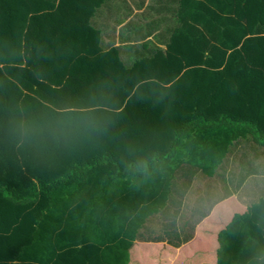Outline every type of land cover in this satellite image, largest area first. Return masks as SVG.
<instances>
[{"label": "trees", "instance_id": "trees-1", "mask_svg": "<svg viewBox=\"0 0 264 264\" xmlns=\"http://www.w3.org/2000/svg\"><path fill=\"white\" fill-rule=\"evenodd\" d=\"M105 1L0 0V264H129L140 224L109 233L99 212V231H74L55 195L152 184L192 128L264 147V0H177L165 50L130 66L91 26ZM224 205L172 264H264V199Z\"/></svg>", "mask_w": 264, "mask_h": 264}, {"label": "crops", "instance_id": "crops-1", "mask_svg": "<svg viewBox=\"0 0 264 264\" xmlns=\"http://www.w3.org/2000/svg\"><path fill=\"white\" fill-rule=\"evenodd\" d=\"M105 7L106 18L100 14ZM119 8L127 9L121 21L115 20ZM177 10V0H106L91 26L100 33L101 48L118 49L130 66L153 48L165 50ZM155 23L156 29L146 31ZM144 44L147 49L141 48ZM169 152L167 159L157 160L152 184L128 179L89 181L93 187L79 185L58 192L57 207L51 212H79L74 231L80 222L85 231H99V212H104V231L109 233L140 224L129 264H172L178 250L219 206L218 212H227L224 204L230 199L244 208L264 199V147L243 130L192 128ZM247 171L252 173L244 178L241 173ZM147 200L153 203L147 206Z\"/></svg>", "mask_w": 264, "mask_h": 264}, {"label": "rangeland", "instance_id": "rangeland-1", "mask_svg": "<svg viewBox=\"0 0 264 264\" xmlns=\"http://www.w3.org/2000/svg\"><path fill=\"white\" fill-rule=\"evenodd\" d=\"M148 11H151V10H148ZM126 13H127V9H121V8H119V13L116 15V18H115V20H117V21H121L123 18H124V16L126 15ZM100 14L103 16V17H105L106 18V14H107V7H105L104 9H102V11H100ZM171 21H172V29L173 28H176V27H178V21H177V19H176V17H171ZM154 29H156V23L154 24V25H152V26H148L147 27V29H146V31H153ZM171 33V32H170ZM170 33H169V35H170ZM143 56V55H142ZM142 56H139L137 59H139L140 57H142ZM136 60V59H135ZM134 60V61H135ZM124 63L125 64H127L125 61H124ZM259 148V147H258ZM260 150H262V148H260ZM228 163L226 164V166H225V170H227V167H228ZM237 171V169L234 171V172H236ZM243 173V172H242ZM241 173V175L245 178L247 175H249V174H251L252 172L251 171H247V172H245V173H243L242 174ZM238 178H241V176H238Z\"/></svg>", "mask_w": 264, "mask_h": 264}]
</instances>
